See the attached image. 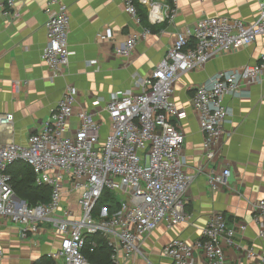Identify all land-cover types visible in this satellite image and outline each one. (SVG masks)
Here are the masks:
<instances>
[{
    "label": "built area",
    "instance_id": "built-area-1",
    "mask_svg": "<svg viewBox=\"0 0 264 264\" xmlns=\"http://www.w3.org/2000/svg\"><path fill=\"white\" fill-rule=\"evenodd\" d=\"M21 1L0 0V10L8 14ZM121 1L140 23L134 0ZM56 4L49 9L48 42L42 52L53 77L63 74L72 54L68 6ZM175 15L176 9H172L169 17ZM150 17L153 21L164 19L157 5L151 8ZM262 36L264 0H259L258 16L251 23L205 16L192 26L178 29L174 43L152 73L135 76L139 92H112L107 101L97 98L93 102L96 112L81 109L77 113L79 125L73 135L69 134L70 120L75 114L78 88L68 85L26 144L0 143V224L8 220L20 225L22 238L41 233L42 224H49L59 237V246L48 253L50 264H92L85 254L86 249L94 252L98 247L96 240L89 239L92 235L102 236L112 248L110 264H121L120 253L127 258L140 253L145 238L161 224L185 221L184 198L193 176L185 170V134L174 123L186 116L173 100L174 83L183 74L204 68L218 54L237 51ZM100 37L112 39L113 30ZM137 43L138 37L130 35L116 47V53L130 56ZM263 70L264 51L254 64L237 72L220 71L210 83L193 88L192 103L199 114L209 160L216 158L224 135L229 114L224 97L238 94L244 82H255ZM13 122V113L0 112V127H12ZM16 161L32 168L38 186L51 188L48 202L31 205L17 195L7 172ZM231 174L228 168L209 174L211 190L220 189ZM108 190L125 203L121 210L111 213L108 206L98 208ZM72 193L77 195L78 213L66 201ZM254 221L259 225V238L264 240V198L254 204ZM235 226L240 231L247 229L239 220ZM236 228L228 226L225 214L213 213L199 238L190 242L176 237L164 247L163 254L171 264H198L199 259L202 264H226L225 247L239 246ZM4 256L0 246V261ZM246 257L264 263V253L253 246L247 247Z\"/></svg>",
    "mask_w": 264,
    "mask_h": 264
},
{
    "label": "crops",
    "instance_id": "crops-1",
    "mask_svg": "<svg viewBox=\"0 0 264 264\" xmlns=\"http://www.w3.org/2000/svg\"><path fill=\"white\" fill-rule=\"evenodd\" d=\"M139 2L147 9L152 30L137 22L121 0H22L8 14L0 10V112L14 115L12 127H0V143L26 144L62 99L68 85L78 88L75 114L70 120L69 134L73 135L79 125L77 113L81 109L96 112L93 102L97 98L107 101L112 92H139L135 76L152 73L174 43L178 29L192 26L205 16H226L251 23L259 10V0ZM56 3L68 6L72 54L63 74L53 77L42 52L48 42L49 9L57 7ZM153 5L158 6L164 19H151ZM172 9H176L173 19L169 17ZM108 29L113 30V38L102 39L100 34ZM130 35L138 37L136 48L130 56L118 55L116 47ZM263 51L264 36L237 51L218 54L204 68L191 70L174 83L173 100L186 114L174 123L185 134V170L193 176L184 198L187 219L175 225L161 224L145 238L140 253L127 258L121 252V264H171L163 254L164 247L176 237L190 242L199 238L216 212L226 215L230 228H236L237 220L247 225L245 231L236 228L239 246L225 247L226 264H264L259 258L246 257L249 246L264 253V240L259 238V225L254 221V204L264 198V70L255 82H244L238 94L224 97L229 114L213 160L205 154V135L192 103L197 84L210 83L220 71L237 72L254 64ZM226 168L232 173L227 183L212 191L208 175ZM66 201L79 212L76 194H68ZM42 227L41 233L22 238L20 225L8 220L0 224V246L5 252L0 264H36L48 257L59 246V237L49 224L43 223ZM198 264H202L201 259Z\"/></svg>",
    "mask_w": 264,
    "mask_h": 264
},
{
    "label": "trees",
    "instance_id": "trees-1",
    "mask_svg": "<svg viewBox=\"0 0 264 264\" xmlns=\"http://www.w3.org/2000/svg\"><path fill=\"white\" fill-rule=\"evenodd\" d=\"M141 23L148 29L152 30L153 25L148 20L147 9L139 2L134 0ZM7 172L11 175L12 186L17 195L26 200L31 205L48 202L50 199L51 188L38 186L35 182V174L30 166L23 161H16L10 165ZM108 206L111 213L122 209V203L115 193L106 191L99 200L98 208ZM89 239L97 241L98 247L94 252L89 249L85 250V254L92 264H110L112 248L108 242L100 235H92ZM51 259L47 256L42 257L36 264H50Z\"/></svg>",
    "mask_w": 264,
    "mask_h": 264
},
{
    "label": "rangeland",
    "instance_id": "rangeland-1",
    "mask_svg": "<svg viewBox=\"0 0 264 264\" xmlns=\"http://www.w3.org/2000/svg\"><path fill=\"white\" fill-rule=\"evenodd\" d=\"M104 120H105V118H104ZM106 121V120H105ZM103 129H104V127H103ZM117 196V195H116ZM118 197V199H119V196H117ZM120 200V199H119ZM121 203H122V208L124 207V205H125V203H123L122 201H121Z\"/></svg>",
    "mask_w": 264,
    "mask_h": 264
}]
</instances>
